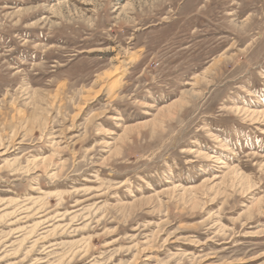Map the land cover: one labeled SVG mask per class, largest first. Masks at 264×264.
<instances>
[{"label": "rangeland", "instance_id": "rangeland-1", "mask_svg": "<svg viewBox=\"0 0 264 264\" xmlns=\"http://www.w3.org/2000/svg\"><path fill=\"white\" fill-rule=\"evenodd\" d=\"M0 264H264V0H0Z\"/></svg>", "mask_w": 264, "mask_h": 264}, {"label": "bare ground", "instance_id": "bare-ground-1", "mask_svg": "<svg viewBox=\"0 0 264 264\" xmlns=\"http://www.w3.org/2000/svg\"><path fill=\"white\" fill-rule=\"evenodd\" d=\"M231 1V0H230ZM235 2V1H234ZM241 6V5H240ZM242 7V6H241ZM260 7V6H259ZM247 11V10H246ZM237 12V11H236ZM239 13V12H238ZM240 16V15H239ZM247 26V25H245ZM239 30V29H238ZM237 31V30H236ZM241 31V30H240ZM239 34V33H238ZM244 35V34H243ZM245 36V35H244ZM134 60V59H133ZM131 61V60H130ZM120 68H115L114 70H106L102 72L101 74L97 75V78L95 80V86H99V90L94 91L90 89L88 92L92 93L94 95V98L100 95V93L107 89V92L111 94L112 91L117 89L120 84L122 77H117L119 75ZM117 77V78H115ZM91 97L87 96L84 98L85 101L89 100ZM35 203V202H34ZM36 213V212H35ZM9 235V234H8ZM2 243V242H1Z\"/></svg>", "mask_w": 264, "mask_h": 264}]
</instances>
